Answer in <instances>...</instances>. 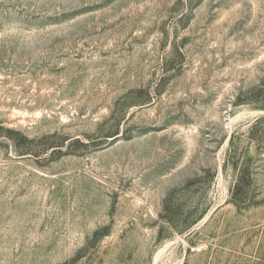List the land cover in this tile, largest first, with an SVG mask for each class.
Returning <instances> with one entry per match:
<instances>
[{
  "label": "rangeland",
  "instance_id": "rangeland-1",
  "mask_svg": "<svg viewBox=\"0 0 264 264\" xmlns=\"http://www.w3.org/2000/svg\"><path fill=\"white\" fill-rule=\"evenodd\" d=\"M0 264H264V0H0Z\"/></svg>",
  "mask_w": 264,
  "mask_h": 264
}]
</instances>
